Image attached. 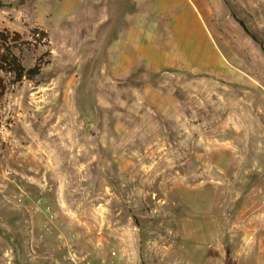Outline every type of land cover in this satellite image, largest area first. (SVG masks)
<instances>
[{
    "label": "rangeland",
    "instance_id": "374dc122",
    "mask_svg": "<svg viewBox=\"0 0 264 264\" xmlns=\"http://www.w3.org/2000/svg\"><path fill=\"white\" fill-rule=\"evenodd\" d=\"M0 32L43 65L0 70V264H264V0H0Z\"/></svg>",
    "mask_w": 264,
    "mask_h": 264
},
{
    "label": "trees",
    "instance_id": "16d2710c",
    "mask_svg": "<svg viewBox=\"0 0 264 264\" xmlns=\"http://www.w3.org/2000/svg\"><path fill=\"white\" fill-rule=\"evenodd\" d=\"M242 27L251 34V32L248 30L247 25L242 22L241 20H238ZM43 37H47V34L45 32H41ZM254 39L257 40L256 36L254 34H251ZM10 36L6 35L3 32H0V70L5 71L6 73H11L14 75V82H21L25 79L34 81L36 80L43 70V65L41 64V61L35 64L33 67L27 69L20 58L19 55L16 53V47L17 46H11L9 44ZM16 40L19 39V35L16 36ZM21 50V48H20ZM6 87L2 80H0V100L3 97L5 93Z\"/></svg>",
    "mask_w": 264,
    "mask_h": 264
},
{
    "label": "built area",
    "instance_id": "2783aa9c",
    "mask_svg": "<svg viewBox=\"0 0 264 264\" xmlns=\"http://www.w3.org/2000/svg\"><path fill=\"white\" fill-rule=\"evenodd\" d=\"M40 212L49 215L50 218H53L52 209L48 206H43L40 209ZM64 248L66 249V260L70 264H90V262L84 256H82V254L73 244H66Z\"/></svg>",
    "mask_w": 264,
    "mask_h": 264
},
{
    "label": "crops",
    "instance_id": "0c3cea01",
    "mask_svg": "<svg viewBox=\"0 0 264 264\" xmlns=\"http://www.w3.org/2000/svg\"><path fill=\"white\" fill-rule=\"evenodd\" d=\"M155 40H156V39H155ZM161 60L164 61V59H161ZM164 62L168 63V62H171V60H166V61H164ZM1 264H4V263H1Z\"/></svg>",
    "mask_w": 264,
    "mask_h": 264
}]
</instances>
